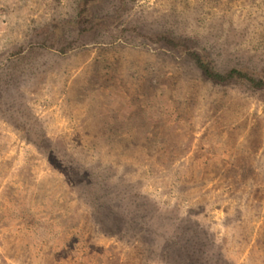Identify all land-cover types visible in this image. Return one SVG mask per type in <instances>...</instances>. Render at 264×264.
I'll return each instance as SVG.
<instances>
[{
  "label": "rangeland",
  "instance_id": "obj_1",
  "mask_svg": "<svg viewBox=\"0 0 264 264\" xmlns=\"http://www.w3.org/2000/svg\"><path fill=\"white\" fill-rule=\"evenodd\" d=\"M81 2L0 0V264H264V89L190 55L264 78V0Z\"/></svg>",
  "mask_w": 264,
  "mask_h": 264
},
{
  "label": "trees",
  "instance_id": "obj_2",
  "mask_svg": "<svg viewBox=\"0 0 264 264\" xmlns=\"http://www.w3.org/2000/svg\"><path fill=\"white\" fill-rule=\"evenodd\" d=\"M102 1L104 0H82L81 4H79V12L77 14V16H79V20L77 23L80 24V30L82 32L92 31L102 24L101 19L104 18L97 16L98 14L96 10H94L95 4H100ZM190 55L194 58L195 64L201 70L204 78L214 84H227L233 81H238L246 82L250 87L255 89H264V78L251 73L249 70L239 67L220 70L215 67L213 62L206 56L198 52H192ZM109 209H112L113 212L114 209L115 211H121L119 210V206H117V204H111ZM121 214L124 217H128L124 212H120L119 215ZM123 216L122 218H124ZM128 223L130 225L134 224L133 221H129ZM186 230L187 229H185L184 233H182L185 238L182 239L180 248L175 249L176 251L174 253L171 252L172 250L170 247L166 249L163 248L164 253L167 254L169 259H174L173 261L178 264H209L208 262L212 261V259L214 260L216 256H220L218 252H215L216 248L213 247L214 241L209 233H203L202 235L194 230L192 231V233H194L192 236L194 237H186Z\"/></svg>",
  "mask_w": 264,
  "mask_h": 264
}]
</instances>
